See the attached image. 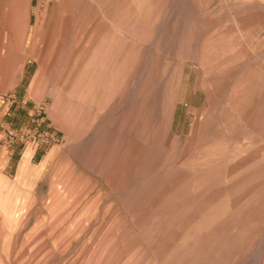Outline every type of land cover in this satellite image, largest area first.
Returning a JSON list of instances; mask_svg holds the SVG:
<instances>
[{"label":"rangeland","instance_id":"obj_1","mask_svg":"<svg viewBox=\"0 0 264 264\" xmlns=\"http://www.w3.org/2000/svg\"><path fill=\"white\" fill-rule=\"evenodd\" d=\"M0 264H264V0H0Z\"/></svg>","mask_w":264,"mask_h":264}]
</instances>
